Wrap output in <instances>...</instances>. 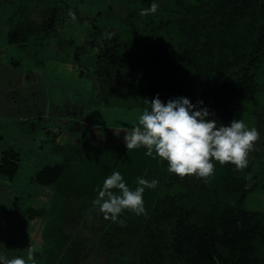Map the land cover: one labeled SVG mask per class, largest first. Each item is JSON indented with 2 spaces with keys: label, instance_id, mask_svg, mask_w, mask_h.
I'll return each mask as SVG.
<instances>
[{
  "label": "trees",
  "instance_id": "obj_1",
  "mask_svg": "<svg viewBox=\"0 0 264 264\" xmlns=\"http://www.w3.org/2000/svg\"><path fill=\"white\" fill-rule=\"evenodd\" d=\"M132 2L148 7L155 2L162 8L141 28L137 12L126 11L121 31L94 40L92 59L86 61L100 93L112 92L113 99L114 92L125 87L133 96L127 110L150 108L145 100L157 94L165 103L182 96L193 104L203 101L217 126L240 120L258 91L254 70L264 58V0ZM50 10L40 23L41 35L13 29L8 42L23 46L56 31V10ZM116 96L126 99V92ZM125 128L115 127L113 135ZM114 139L90 152L87 145L75 146L72 155L64 153L61 162L42 166L32 177L38 186L53 187L54 197L79 199L99 221L95 256L85 264H264V212L242 206L253 191V178L213 160L216 171L209 183L181 179L168 173L166 161L147 156L145 148L128 152L125 143ZM18 162L17 152L4 150L0 177L11 180ZM113 171L133 190L140 177L159 182L143 193L147 216L126 211L120 217L124 227L105 220L92 203Z\"/></svg>",
  "mask_w": 264,
  "mask_h": 264
},
{
  "label": "rangeland",
  "instance_id": "obj_2",
  "mask_svg": "<svg viewBox=\"0 0 264 264\" xmlns=\"http://www.w3.org/2000/svg\"><path fill=\"white\" fill-rule=\"evenodd\" d=\"M115 1L7 0L0 5V127L4 128L1 133L3 139L0 141V147H12L15 152L21 149V151L19 149L21 153L18 169L12 183L8 181L4 183L0 179V184L4 186L2 189H14L13 193L9 192L10 196L6 190L5 193L8 199L13 197L16 204L35 206L36 208L33 209L35 211L40 209V206L46 205L43 198L48 189L39 188L30 180L37 170L44 164L61 161L64 153L72 155L71 151L75 149V145L81 149L87 145L86 152H90V150H95L94 148H97L99 144L112 143V138H115L117 143H125L124 136L126 131H129L127 127H132L137 123L138 114L144 110L126 109V106L133 100V96L125 87L118 88L114 92L113 99L112 92L107 93L103 90L100 93V88L92 79V67L87 65L86 58L89 61L92 59L94 40L105 33L121 31L122 29L119 28H122L123 24L120 18L126 15V11L135 10L137 12L135 19L140 28L151 18L150 15L146 17L139 15L142 9L150 6L138 5L132 2L133 0H120L124 5ZM51 8L56 10L57 16L54 25L56 31L51 33L53 35L29 40L23 46L7 42V32L13 29H32V34L41 35L40 23L43 16H50ZM46 9L48 11L44 12ZM69 10L75 13L77 17L75 22L68 16ZM120 34L123 35V33ZM75 56H78L80 61L72 60ZM85 68L88 70H84ZM82 69L84 75L80 77L77 73ZM254 72L258 82V91L254 101L246 104L241 119L249 127H253L257 116H260L261 124L257 130L261 133L259 141L262 142V154L255 152V145V150L249 155L248 168L240 172L243 178L254 176L255 183L251 202L249 203L245 198L242 206H249L251 209L264 212V58ZM44 91L50 95V103L47 102V107L46 103H41L44 99L40 98V94ZM124 92H126V99L121 100L120 96H116ZM112 102L115 104L113 109ZM49 107V111L56 115L63 113L68 116L70 129L65 127L64 119H58V124H55L56 121L51 122V118L44 117L45 108L49 109ZM34 108L37 112L42 111L43 128L36 130L34 127L30 131V123L24 120V124L17 115L25 116V111L34 112ZM10 118L15 121H11ZM85 122L88 127L82 126ZM117 126L126 128L113 135V130ZM46 130H49L50 134H47ZM77 131L85 133L91 131L93 140L84 145L83 140L85 139L76 133ZM27 137L30 143L21 145V140ZM72 139L79 142H73ZM54 148L56 150L59 148L63 154L55 153ZM81 152L76 153L83 155ZM5 193L0 194V197L5 196ZM65 200L67 204L81 203L79 199L73 201L72 198H65ZM62 202L64 204V201ZM81 205L85 206L83 202ZM55 206L57 204H54ZM256 206L257 208H254ZM54 211L57 215L53 216L55 219H60L59 213L61 212V216H64V213L70 216L66 205L58 206ZM4 214L0 212V218L4 217ZM32 217L36 218V216ZM70 217H74V213ZM78 220L82 219L78 218ZM86 220L88 227L84 228L83 239H81L84 240L83 251L90 252L92 242L95 243L97 238V230H92V228L96 229L97 224L94 226L90 222L89 214ZM93 221L98 223V220ZM94 250H96V245ZM87 261H90V258L81 260L82 263Z\"/></svg>",
  "mask_w": 264,
  "mask_h": 264
},
{
  "label": "clouds",
  "instance_id": "obj_3",
  "mask_svg": "<svg viewBox=\"0 0 264 264\" xmlns=\"http://www.w3.org/2000/svg\"><path fill=\"white\" fill-rule=\"evenodd\" d=\"M160 5L153 2L149 8L142 9L141 17L155 14ZM68 16L73 22L77 17L72 10ZM146 107L137 116V123L124 136L128 152L145 148L146 155L158 162H167V171L181 179L194 177L206 184L215 175V164H231L237 172H243L249 166V155L255 150L261 133L255 127H249L244 120L233 119L228 126H217L214 116L203 101L193 104L187 97H176L163 102L159 94L151 100H145ZM157 180L148 181L137 178V187L133 190L119 171H113L98 189L93 206L105 220L126 226L120 219L124 213L147 216L143 193L145 188L155 189ZM115 190V191H114ZM36 249L27 248V256H14L11 259L0 254V264H36Z\"/></svg>",
  "mask_w": 264,
  "mask_h": 264
},
{
  "label": "crops",
  "instance_id": "obj_4",
  "mask_svg": "<svg viewBox=\"0 0 264 264\" xmlns=\"http://www.w3.org/2000/svg\"><path fill=\"white\" fill-rule=\"evenodd\" d=\"M7 42H8V32H7ZM12 44H15V43H12ZM72 60H75V58L73 57ZM40 98L44 99V102L42 100L41 103L43 104L46 103V107H47V102L50 103V95H47L46 92L44 91L43 94L42 93L40 94ZM49 110H50V107L49 109L45 108L46 114L44 115V117L46 119L51 118V122L56 121L55 124H58V121H57L58 119H64L65 127L70 129L69 119L66 114L63 115V113H61V114L56 115L54 114V112L49 111ZM17 116L20 118L21 121L24 122V120H26L27 121L26 123L28 122L30 123V127H31L30 131L33 130L34 127H35L34 129L36 130L43 128V124L41 122V118L43 117L42 111L37 112V110L35 109V111L31 113H27L25 111V116H23V114L22 115L18 114ZM260 120L261 118L258 115L254 122L253 127L258 129L261 124ZM11 121H15V120L12 119ZM87 122H90V120H87ZM82 126L88 127L86 125V122L82 124ZM3 131H4V128L0 127V141L3 139L2 134H1ZM46 133L50 134L49 130H46ZM72 133H75V132H72ZM76 133H78L80 136L83 137V139H85L83 140L84 145H86V143L91 142L93 140V134L91 133V131H88L86 133L83 131H77ZM51 140H53V138H51ZM21 141H22L20 143L21 145L30 143L28 142V137L25 139H22ZM72 141L79 142L74 139H72ZM261 143L262 142L260 141L257 142L256 150H255L256 153L262 154ZM75 146H78V145H75ZM10 149L13 150L12 147H9V148L0 147V154L4 150H10ZM19 149H17V153L20 159L21 149L20 151ZM54 150H56V148H54ZM54 152L63 154L61 150H58V149ZM62 159H63V156H62ZM61 161L57 160L53 162L52 164L58 163ZM52 164H44V165H52ZM34 174L30 178L32 183H34L32 180V177L34 176ZM253 177L254 176H252V178ZM13 178L11 180H7L6 178L0 177V179L4 183L6 181L12 183ZM2 185L3 184L1 183L0 184L1 186L0 194L5 193V190L8 193V195H9V192L13 193L12 191L14 190L13 188L2 189V187H4ZM38 187L42 188V186H38ZM43 188L48 189L46 190V192L43 190V192L46 193L43 198V202L46 205L40 206L39 207L40 209L36 211L33 210L36 208L35 206L31 207V206H22V205L16 204L14 201V198L11 197L8 199L6 193H5V196L0 197V204H1L0 212L5 213L4 217L0 218V254L5 255L9 259H11L14 256H24L26 258L27 248L30 246H33L36 249V253H35L36 264H69V260H71L70 261L71 264H85L84 262L83 263L81 262L82 259H85V258L91 259L95 256L96 250H94V247L95 245L97 246L99 242V237H100L99 221H97L98 223H95L93 221L95 219H93L90 216L91 217L90 222L93 223L94 226H96L95 224H97L96 229L92 228V230H97L96 231L97 238L95 240L96 241L95 243L92 242L90 252H87V250L83 251L85 247H84V240H82L83 239L82 232L84 228L88 227V222L86 220L88 213L84 209L85 207L81 205L82 203H77V202H76L77 204H72V203L67 204L65 203L66 201L65 197H59V198L54 197L53 195L54 188L51 186H46ZM250 193L251 194H248L246 197L249 203L251 202L252 195H253L252 192ZM6 201H9V202H6ZM62 201H64V204H62L63 203ZM73 201H76V200L73 199ZM54 204H57V206L54 207ZM61 205L68 206V215L71 216L74 213V217L66 216V213H64V216H61L62 214L61 212L59 213L60 219L53 218V216L54 217L57 216L54 210H56L57 207ZM245 208L251 209V207L249 208V206ZM254 208H257V206ZM252 210H256V209H252ZM32 216H36V218ZM78 218H81L82 220L79 221ZM54 228H55V233L53 232Z\"/></svg>",
  "mask_w": 264,
  "mask_h": 264
}]
</instances>
